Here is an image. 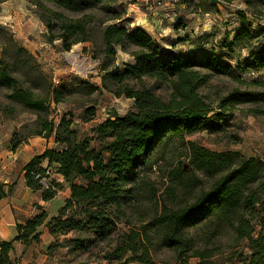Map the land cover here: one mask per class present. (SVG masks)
Wrapping results in <instances>:
<instances>
[{
	"label": "trees",
	"instance_id": "1",
	"mask_svg": "<svg viewBox=\"0 0 264 264\" xmlns=\"http://www.w3.org/2000/svg\"><path fill=\"white\" fill-rule=\"evenodd\" d=\"M29 1L40 10L37 16L46 29L44 41L50 45L60 41L62 51L91 42L92 12L104 14L98 32L103 57L101 89L116 98L133 99V106L122 116L110 114L90 129L91 136H78L73 120L66 117L55 125L44 121L38 135H53L56 148L26 164L25 181L32 190L42 192L43 200H51L59 184L51 182L53 190L42 191L34 176L48 178L46 172L55 165L56 174L69 186V198L55 217L47 220L48 215L40 211L17 223L16 237L0 241V264H16L11 258L14 242L25 246L37 242L38 229L45 223L51 236L64 237L46 251L65 250L62 264H154L153 253L160 249L170 252L176 264H191L190 259H195L193 264H215L221 253L217 235L223 232L236 241H246L248 255L240 256L241 264H264V150L262 156L245 158L186 142L192 178L181 181L176 196H157V190L146 187L144 176L152 168L151 150L164 139L184 140L193 133L222 131L239 104L264 102V93L234 90L218 97L213 108L199 93L210 78L239 82L245 72L264 71V51L251 52L250 60L236 66L213 51L198 60L195 55L165 52L142 28L124 26L125 12L117 8L119 0ZM245 4L250 6L248 1ZM236 14L240 26L223 42L228 55L251 47L260 31L252 28L254 14L251 19L242 10ZM118 49L133 60L123 71L110 66ZM19 53L33 58L26 50ZM0 84L11 88L9 98L14 102L27 109H43V101L31 98L30 89L5 67L0 70ZM97 89L86 87L89 92ZM158 90L166 97L157 94ZM48 93L58 103V92ZM11 144L13 148L19 145ZM43 161L47 168L41 167ZM185 167L180 164L176 168L174 179L178 182L187 172Z\"/></svg>",
	"mask_w": 264,
	"mask_h": 264
},
{
	"label": "rangeland",
	"instance_id": "2",
	"mask_svg": "<svg viewBox=\"0 0 264 264\" xmlns=\"http://www.w3.org/2000/svg\"><path fill=\"white\" fill-rule=\"evenodd\" d=\"M119 1L117 8L125 12L122 24L132 30L136 26L147 28L148 34L165 52L195 55L201 60L206 52L213 51L222 55V61L236 66L250 60L251 52L264 51V0ZM246 1L250 2V6L247 7ZM240 10L249 14V19L252 14L255 15L252 28L260 31L253 38L251 47L236 49L228 55L227 50L223 49V42L225 38L230 40L239 28L236 12ZM38 12L40 10L29 0H0V70L5 67L11 76L21 81L23 87L30 89L31 98L43 101L42 110L27 109L9 98L11 88L0 84V144L3 145L6 141L9 145H12L11 141L22 144L29 140L33 152L40 151L43 146V137L47 132L40 135L38 132H42L44 121L55 125L62 117H66L73 120L78 136H91L90 129L110 114L122 116L132 110L133 106V99L116 98L101 89L103 57L98 32L101 28L100 21L105 18L102 12H92L95 18L90 26L92 41L75 44L69 51L61 50L60 41L51 45L44 41L46 29L38 19ZM64 14L71 16L69 13ZM151 25L153 28H149ZM20 49L26 50L33 58L20 54ZM1 60H5V63ZM132 62L129 55L118 49L110 66L123 71L124 65ZM87 86H96L98 89L89 92L86 90ZM49 90L58 92V103L53 101ZM234 90L264 93V71L245 72L239 82L222 77L210 78L199 93L215 108L218 97L226 96ZM156 93L166 97L162 90ZM231 118L222 131L193 133L184 140L164 139L149 155L152 168L144 173L148 182L146 187L157 190L159 197L164 195L166 198L169 193L173 196L179 194L182 189L181 181L185 183L188 178H192L190 169H187L190 161L184 145L188 141L215 153L232 152L245 158L262 156L264 102L239 104ZM95 144L91 142V145ZM180 164L186 166L187 172L180 175L178 182L174 179V174ZM196 173L201 174L199 171ZM48 177L58 185L53 169H48ZM144 194L140 193L141 196ZM142 199L144 207L148 208L146 198ZM217 238L221 253L214 259V263L241 264L240 256L248 255L246 241H236L228 232L218 234ZM45 241L46 245L34 246L32 257L41 264H62L65 250L56 249L48 254L45 248L51 246L54 240L52 242L49 237ZM16 254L18 255L17 252ZM153 261L154 264H176L173 255L165 249L153 253ZM189 262L193 264L195 259H190Z\"/></svg>",
	"mask_w": 264,
	"mask_h": 264
},
{
	"label": "crops",
	"instance_id": "3",
	"mask_svg": "<svg viewBox=\"0 0 264 264\" xmlns=\"http://www.w3.org/2000/svg\"><path fill=\"white\" fill-rule=\"evenodd\" d=\"M136 27L142 28L149 33L147 28ZM149 28H153L152 25ZM149 35L151 36V34ZM43 140V146L37 152L32 151L31 141L29 140L14 148L6 140L7 143L0 144V241H11L14 239L18 230L16 227L17 223L30 220L40 211H44L48 215L47 220L57 216L59 209L69 198V186L59 174H56L59 189L55 196L48 201L43 200L41 191L32 190L26 184L24 171L26 164L33 157L42 155L46 150L56 148L53 135L43 137ZM41 167L43 169L47 168V161H43ZM50 169L56 172L55 165H52ZM48 231L45 223L38 229L40 235L37 242H32L26 246L19 242H14L11 258L16 261V264H41L32 257L31 252L34 246L38 244L40 246L46 245L47 242L45 240L49 237L52 242L53 240H58L59 242L60 238L64 239V237H53ZM47 247L45 250H47Z\"/></svg>",
	"mask_w": 264,
	"mask_h": 264
},
{
	"label": "built area",
	"instance_id": "4",
	"mask_svg": "<svg viewBox=\"0 0 264 264\" xmlns=\"http://www.w3.org/2000/svg\"><path fill=\"white\" fill-rule=\"evenodd\" d=\"M59 81H56V83H58ZM46 176H48V172H46ZM34 179L37 180L39 182L41 186L42 191H52L53 190V185L51 183V180L49 179V177H42L40 175H35Z\"/></svg>",
	"mask_w": 264,
	"mask_h": 264
}]
</instances>
